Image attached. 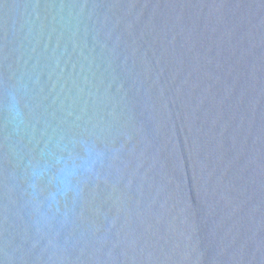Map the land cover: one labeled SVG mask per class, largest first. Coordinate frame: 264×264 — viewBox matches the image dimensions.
I'll list each match as a JSON object with an SVG mask.
<instances>
[{
	"label": "water",
	"instance_id": "95a60500",
	"mask_svg": "<svg viewBox=\"0 0 264 264\" xmlns=\"http://www.w3.org/2000/svg\"><path fill=\"white\" fill-rule=\"evenodd\" d=\"M0 264H264V0H0Z\"/></svg>",
	"mask_w": 264,
	"mask_h": 264
}]
</instances>
